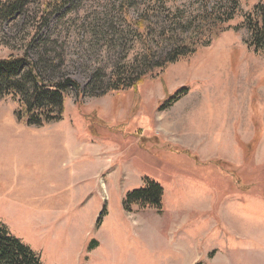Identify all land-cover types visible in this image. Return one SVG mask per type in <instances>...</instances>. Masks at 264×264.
Listing matches in <instances>:
<instances>
[{
	"label": "rangeland",
	"instance_id": "obj_1",
	"mask_svg": "<svg viewBox=\"0 0 264 264\" xmlns=\"http://www.w3.org/2000/svg\"><path fill=\"white\" fill-rule=\"evenodd\" d=\"M124 1L131 18L148 8L70 0L40 30L47 0H27L23 15L0 18V59L29 56L46 78L81 87L43 126L0 100V220L43 264H264V53L236 31L264 0H240L229 31L137 89L93 96L96 77L106 84L146 54ZM230 1L154 0L152 46L160 52L162 32L190 35L176 22L197 27ZM145 178L164 188L161 213L124 208Z\"/></svg>",
	"mask_w": 264,
	"mask_h": 264
},
{
	"label": "trees",
	"instance_id": "obj_2",
	"mask_svg": "<svg viewBox=\"0 0 264 264\" xmlns=\"http://www.w3.org/2000/svg\"><path fill=\"white\" fill-rule=\"evenodd\" d=\"M131 1V0H129ZM154 0H148V8L143 15L131 18L129 15L130 4L124 1L121 4V11L124 20L136 33V38L142 42L146 54L141 59H136L133 64H123L117 68L105 80L96 77L93 82V96L100 93L120 92L124 90L137 89L154 72L164 71L170 65L178 63L195 55L201 47H208L216 41L223 33L231 28L228 24L233 21L238 13L240 0H231L229 6L223 10H207L197 27L195 23L176 22L177 29L195 28L192 33L179 40L174 39L170 34L162 32L159 40H156L157 48L152 46L150 36L154 25L151 16L155 14L153 7ZM159 1V0H158ZM157 2V1H156ZM27 0H6L0 3V18L7 19L14 15L25 13ZM70 4V0H47L44 14L41 16L42 22L40 30L45 26V19L51 13L61 11ZM168 18L171 17L165 11ZM181 13L174 14L172 20L179 21ZM171 21V20H170ZM171 25V24H170ZM245 29L250 38L248 45L257 54L264 53V3L255 5L253 11L249 13L240 27L236 31ZM39 32L30 43H34ZM155 41V42H156ZM29 44V48H30ZM44 60V59H43ZM43 62V61H42ZM47 65L48 68L54 67ZM52 66V67H51ZM103 83V84H102ZM71 90L80 93V85L72 78L55 81L46 78L38 68V63L30 59L29 56L0 59V100L12 97L18 100L21 111L18 117H27L29 126H43L45 124L58 121L62 118L65 110V98L70 95ZM187 89L177 93L170 98L165 107L169 108L178 102L186 94ZM164 188L154 180L145 178L144 186L129 192L124 199V208L131 212L132 207L138 206L141 209L153 208L159 213L163 209ZM0 264H43L41 256L29 245L11 233L6 224L0 220Z\"/></svg>",
	"mask_w": 264,
	"mask_h": 264
}]
</instances>
